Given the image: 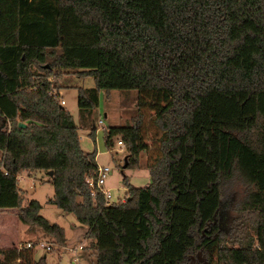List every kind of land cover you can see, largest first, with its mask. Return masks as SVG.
Listing matches in <instances>:
<instances>
[{
    "label": "trees",
    "instance_id": "16d2710c",
    "mask_svg": "<svg viewBox=\"0 0 264 264\" xmlns=\"http://www.w3.org/2000/svg\"><path fill=\"white\" fill-rule=\"evenodd\" d=\"M62 73L93 79L75 87L80 118L97 105L99 89L155 93L164 102L149 117L156 137L148 149L137 109L103 129L106 147L112 135L125 145L118 167H137L147 152L148 182L128 184L120 200L107 203L88 183L96 151L80 147L57 100ZM223 97L244 99L251 120L228 127ZM196 125L212 133L204 144L218 200L203 215L196 197L190 242L172 264H264V0H0V209H15L21 223L65 241L63 227L17 186L21 171L42 170L52 185L45 201L87 226L95 264H154L168 234L173 173L185 156L184 168L191 164ZM87 127L92 137L96 127ZM233 178L246 192L221 221L223 184ZM0 264L46 261L11 246L0 247Z\"/></svg>",
    "mask_w": 264,
    "mask_h": 264
},
{
    "label": "rangeland",
    "instance_id": "374dc122",
    "mask_svg": "<svg viewBox=\"0 0 264 264\" xmlns=\"http://www.w3.org/2000/svg\"><path fill=\"white\" fill-rule=\"evenodd\" d=\"M59 81L64 84L58 88L59 96L62 98V105L69 111L74 122L77 125V134L80 147L84 151L95 149V159L97 165L107 166L106 176L102 183V188L109 192L106 202L120 200L127 185L142 186L149 180L148 171L145 163L147 159L146 150H140L138 156L139 165L137 167H118L121 164L125 154V145L123 141L117 144L116 140L121 139L119 135L111 136L109 147L104 145L103 129L108 126L121 125L125 121H130V115L136 109L142 115V130L146 134V149L151 146L152 138L156 137L155 131L149 121V117L155 114L158 106L164 104L159 95L136 93L130 90L127 93L119 89H110L106 92L99 89L97 94V105L80 118V113L76 105V86H92L93 79L90 75L77 76L73 73H62ZM53 91V90H52ZM138 96V98H137ZM244 99L239 97H225L217 100L219 107L226 113L225 122L228 127L246 124L252 118L251 110L242 109ZM139 108V109H138ZM93 123L96 127L93 136L87 133L88 123ZM215 122L209 124L211 128L221 126ZM195 139L198 141L193 148L191 155V164L188 169L184 168V163L189 160L184 157L183 162L177 166L173 173L176 182L175 197L169 204V222L168 234L160 242V252L154 256V264H172L175 258H178L186 244L190 242V237L186 234L188 225L192 222V213L196 197L200 196L202 214L205 215L216 204V189L214 185L209 184L212 174L209 171L210 163L213 161L212 153H208L209 146L205 145L210 141L212 133L203 130L201 126L196 125L193 129ZM205 143V144H204ZM189 150V148H187ZM123 164V163H122ZM125 176V181L122 176ZM17 186L24 192V201L34 198L40 203L39 213L45 216L49 221L56 222L63 227L65 241L59 244L53 237L44 235L27 234L24 224L14 215L15 209H0V247L22 246L25 241H42L50 244L49 249L39 247L36 244L31 248L32 258L36 259L40 255H45L46 264H95V255L93 249L87 244L88 237L84 234L87 226L78 222L71 212H65L54 204L46 202V198L52 194V185L48 182L47 176L42 170H32L30 173L21 171L17 175ZM245 186L237 179L225 181L223 184V194L221 196V208L218 216L221 221L226 214H232L234 204L245 194ZM214 203V204H213ZM225 226V223H223ZM28 230L33 229L28 227ZM81 245V248H77ZM75 247V249H74ZM20 262V261H19ZM201 264H205L201 262Z\"/></svg>",
    "mask_w": 264,
    "mask_h": 264
},
{
    "label": "built area",
    "instance_id": "2783aa9c",
    "mask_svg": "<svg viewBox=\"0 0 264 264\" xmlns=\"http://www.w3.org/2000/svg\"><path fill=\"white\" fill-rule=\"evenodd\" d=\"M57 100L59 101V103L60 104H62L63 103V99L60 97V98H57ZM116 143L117 144H121L122 142H121V139L119 138V139H117L116 140ZM107 166H99V165H97L96 166V170H95V172H96V177H95V179H94V181H92V180H90L89 179V181H88V183L90 184V185H94V186H96L97 188H99L100 189V191H101V193L103 194V196H104V199H105V201L107 200V198L109 197V192L106 190V189H104V188H102V183H103V181H104V177L106 176V171H107ZM36 244H38L39 245V247H42V248H45V249H49V247H50V244H48V243H44V242H42V241H33V240H27V241H25V243L21 246H17L18 248H20V247H27V248H32V247H34ZM77 248H81V245H78L77 246ZM74 249H75V247H74Z\"/></svg>",
    "mask_w": 264,
    "mask_h": 264
},
{
    "label": "crops",
    "instance_id": "0c3cea01",
    "mask_svg": "<svg viewBox=\"0 0 264 264\" xmlns=\"http://www.w3.org/2000/svg\"><path fill=\"white\" fill-rule=\"evenodd\" d=\"M96 156V155H95ZM95 161H96V159H95ZM97 163V162H96ZM25 171V170H24ZM32 170H29V171H26V172H28V173H30ZM16 177H17V175H16ZM24 229L26 230L25 232L27 233V234H32V235H39V234H41L40 233V231L38 230V229H29L28 230V228H27V225L26 224H24Z\"/></svg>",
    "mask_w": 264,
    "mask_h": 264
},
{
    "label": "water",
    "instance_id": "95a60500",
    "mask_svg": "<svg viewBox=\"0 0 264 264\" xmlns=\"http://www.w3.org/2000/svg\"><path fill=\"white\" fill-rule=\"evenodd\" d=\"M124 157H125V156H124ZM124 157H123V158H124ZM123 165H124V163H123ZM47 174H51V170H48V171H47Z\"/></svg>",
    "mask_w": 264,
    "mask_h": 264
}]
</instances>
